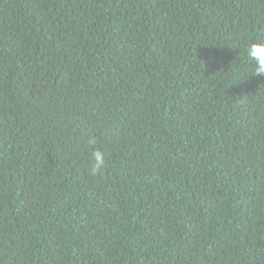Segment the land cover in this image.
<instances>
[{"label": "trees", "instance_id": "1", "mask_svg": "<svg viewBox=\"0 0 264 264\" xmlns=\"http://www.w3.org/2000/svg\"><path fill=\"white\" fill-rule=\"evenodd\" d=\"M254 44L264 0H0V264H264Z\"/></svg>", "mask_w": 264, "mask_h": 264}, {"label": "clouds", "instance_id": "2", "mask_svg": "<svg viewBox=\"0 0 264 264\" xmlns=\"http://www.w3.org/2000/svg\"><path fill=\"white\" fill-rule=\"evenodd\" d=\"M249 55L256 59L257 66L255 73L257 75H264V45L254 44L249 49ZM95 165L91 169L92 173L95 174L102 166H104V155L100 151L93 153Z\"/></svg>", "mask_w": 264, "mask_h": 264}]
</instances>
